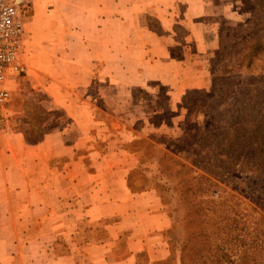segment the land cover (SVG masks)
I'll list each match as a JSON object with an SVG mask.
<instances>
[{
	"label": "crops",
	"instance_id": "1",
	"mask_svg": "<svg viewBox=\"0 0 264 264\" xmlns=\"http://www.w3.org/2000/svg\"><path fill=\"white\" fill-rule=\"evenodd\" d=\"M23 1L24 71L8 80L20 76L66 121L30 142L11 125L10 102L0 109V264H182L172 217L149 183L154 164L126 145L139 138L135 123L160 110L136 101L137 89L165 86L171 110L189 90L210 89L219 30L203 19L221 8L206 0ZM100 112L115 121L101 122ZM100 141L105 149L92 150ZM137 172L148 179L142 189L132 184Z\"/></svg>",
	"mask_w": 264,
	"mask_h": 264
},
{
	"label": "rangeland",
	"instance_id": "2",
	"mask_svg": "<svg viewBox=\"0 0 264 264\" xmlns=\"http://www.w3.org/2000/svg\"><path fill=\"white\" fill-rule=\"evenodd\" d=\"M206 1L217 3L221 8L220 12L203 19L208 23L217 24L219 30L220 48L210 56L208 65L210 89L189 90L183 96L179 108L175 110L169 107L168 89L165 86L152 82L150 88L152 87L156 94H150L146 89H137L134 94L136 101L148 104L152 100L157 101L160 110L152 114L149 122L135 123L133 129L139 138L126 145L128 149L141 154L145 165L154 164L153 168L156 169L157 175H154L149 183H154L162 196L168 214L179 219L170 239L180 256V249L188 230L192 227L197 229L198 224L184 219L186 208L183 206L184 202L179 201L180 191L192 184L187 180L189 175L184 174L186 170L178 172L174 169L171 160L168 159L176 158L191 167L188 160L192 157L186 153L179 154L173 140L184 134L188 121L191 125L198 123L200 134L207 140H212L218 137L220 129L227 128L225 126L227 121L229 124L240 126L242 136L247 135L244 141L251 146L248 155L245 150L243 154L241 153L242 157H254L257 150L256 130L260 123L264 124V52L251 56L252 62L249 66L248 60L244 59L249 48L263 39L264 6L259 0ZM150 25L159 33H164L158 20L152 19ZM175 31L179 37L185 35L184 29L179 26H176ZM172 53L175 57H181L178 48H174ZM7 83L13 86L8 89L11 100L8 105L10 110L7 112L16 110V114L12 115L11 125L24 131L30 142L39 140L44 133L64 124L66 120L63 112H49L44 108L42 105L44 96L32 90L20 76L8 80ZM100 114L101 122L108 125L114 119L107 113ZM112 133L114 131L107 134L111 137ZM105 145L106 142L100 141L92 150L103 151ZM211 154L216 155L217 151ZM206 156L207 161L212 160L208 153ZM233 163L235 162L228 163L227 169L223 171L211 166L206 167L204 172L201 170L204 176L201 184L210 189L203 204L205 217L216 211V215L206 226L207 237L202 247L203 255L208 253L209 247L211 249L214 245L224 243H229L226 246H233L239 234H250L252 227L250 221L254 210H260L264 216V164L252 173L249 170L240 172L237 167L231 165ZM161 164L169 166V169L166 170L165 166L161 168ZM147 183L148 179L143 174L137 172L132 176V184L136 189H142ZM175 208L178 209L177 213ZM206 224L203 223L202 227Z\"/></svg>",
	"mask_w": 264,
	"mask_h": 264
},
{
	"label": "trees",
	"instance_id": "3",
	"mask_svg": "<svg viewBox=\"0 0 264 264\" xmlns=\"http://www.w3.org/2000/svg\"><path fill=\"white\" fill-rule=\"evenodd\" d=\"M259 2L264 6V0H259ZM262 30L263 39L261 42L250 47L244 56V59L248 60V66L252 62L251 56H256L264 52V25ZM225 126L227 128L219 130L218 137L207 140L204 138V135L200 134L199 124L191 125L188 121L186 122L184 134L173 140L174 147L179 150V154L186 153L192 157L191 160H188L191 167L176 158L170 157L168 159L171 160V165L174 169H177L178 172L186 170L184 174L189 175V179L187 180L191 181L192 184L180 191L179 201L184 202L183 206L185 205L186 208L184 219H187L189 222H197L198 224L197 229L192 227L188 230L189 232L183 241L180 249L182 264H192L193 262L195 264H203V262L204 264H264V216L260 210H254L255 213L252 215L250 221L252 225L250 234H239L235 238L233 246H226L229 243L214 245L213 248H208L206 255L202 253V247L206 241L205 237H207L205 233L206 226L214 218L216 211L211 216L205 217L206 213L203 204L204 199L208 197L210 189L203 187L201 184V180L204 179L201 170L204 172L206 167L211 166L214 169L223 171L227 169L226 166L229 165L228 163L234 161L235 163L231 165L237 167L240 172L249 170L255 173L264 164L263 123H260L256 130V155L254 157L246 156V158H243L241 153L247 150L248 155V149L251 145L244 141L247 135L243 134L244 136H242L240 131L241 127L237 126V124H229L226 121ZM213 151H217V154L212 155L211 153ZM207 153L212 160H206ZM164 166L166 170L169 169V166L165 164ZM164 166L162 164L160 165L161 168ZM169 181L172 180L169 179ZM175 209V213H177L178 209ZM171 217L173 219V230L176 223L179 222V219L176 216ZM203 223L207 224L202 227ZM172 230L170 236L172 235Z\"/></svg>",
	"mask_w": 264,
	"mask_h": 264
},
{
	"label": "built area",
	"instance_id": "4",
	"mask_svg": "<svg viewBox=\"0 0 264 264\" xmlns=\"http://www.w3.org/2000/svg\"><path fill=\"white\" fill-rule=\"evenodd\" d=\"M23 0H0V109L11 100L6 82L24 71L20 53L24 44ZM1 125V121H0Z\"/></svg>",
	"mask_w": 264,
	"mask_h": 264
}]
</instances>
